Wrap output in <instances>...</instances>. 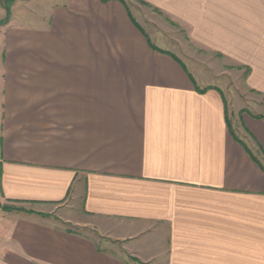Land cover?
I'll use <instances>...</instances> for the list:
<instances>
[{"label": "crops", "instance_id": "crops-1", "mask_svg": "<svg viewBox=\"0 0 264 264\" xmlns=\"http://www.w3.org/2000/svg\"><path fill=\"white\" fill-rule=\"evenodd\" d=\"M139 1L197 31L200 9L234 2ZM13 2L0 205L20 210H0V264H264V111L239 109L229 131L221 92L122 0ZM246 66L264 97V0H246Z\"/></svg>", "mask_w": 264, "mask_h": 264}, {"label": "rangeland", "instance_id": "rangeland-1", "mask_svg": "<svg viewBox=\"0 0 264 264\" xmlns=\"http://www.w3.org/2000/svg\"><path fill=\"white\" fill-rule=\"evenodd\" d=\"M12 1L13 4L18 2ZM122 1L128 4V10L138 22L140 30L159 50L154 49L171 53L192 74L197 84L209 85L221 92L229 131L234 125V114L239 109L245 108L248 113H263L264 97L252 94L244 84L249 75L246 66V0H234L233 6L229 1L231 7L200 9L201 15L207 17L205 20L208 21L198 27V31L202 28V32H198L195 25L169 18L161 10L139 0ZM222 1L224 3H217L226 4V0ZM3 6L9 9L4 10L2 17L6 24L12 17L18 16V10L10 9L9 1L4 2ZM70 207L77 217L80 214L79 206ZM0 210L13 212L20 209L0 205ZM72 228L77 233H90L89 229Z\"/></svg>", "mask_w": 264, "mask_h": 264}]
</instances>
